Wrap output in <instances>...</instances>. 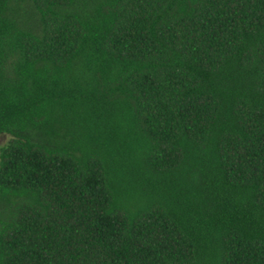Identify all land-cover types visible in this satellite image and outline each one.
<instances>
[{
	"label": "trees",
	"instance_id": "obj_1",
	"mask_svg": "<svg viewBox=\"0 0 264 264\" xmlns=\"http://www.w3.org/2000/svg\"><path fill=\"white\" fill-rule=\"evenodd\" d=\"M0 264H264V0H0Z\"/></svg>",
	"mask_w": 264,
	"mask_h": 264
},
{
	"label": "rangeland",
	"instance_id": "obj_2",
	"mask_svg": "<svg viewBox=\"0 0 264 264\" xmlns=\"http://www.w3.org/2000/svg\"><path fill=\"white\" fill-rule=\"evenodd\" d=\"M8 138L7 134H0V144L3 143Z\"/></svg>",
	"mask_w": 264,
	"mask_h": 264
}]
</instances>
